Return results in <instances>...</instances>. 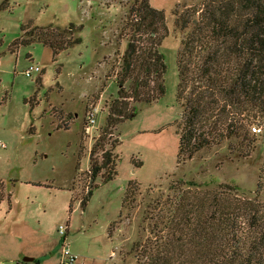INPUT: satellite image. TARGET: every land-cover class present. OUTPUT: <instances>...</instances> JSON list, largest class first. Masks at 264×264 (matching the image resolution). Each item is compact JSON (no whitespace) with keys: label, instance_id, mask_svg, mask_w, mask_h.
<instances>
[{"label":"rangeland","instance_id":"rangeland-1","mask_svg":"<svg viewBox=\"0 0 264 264\" xmlns=\"http://www.w3.org/2000/svg\"><path fill=\"white\" fill-rule=\"evenodd\" d=\"M3 3L8 8L0 12V249H26L32 255L45 254L46 264H59L57 229L63 225L78 256L75 264H138L134 245L156 232V204L166 200L169 186L177 181L201 190L235 186V193L245 199L253 198L260 185L259 200L264 202L260 114H248L251 127L262 128L261 134L249 131V144L235 140L231 152L229 143H223L178 163L176 57L185 32L175 28L174 11L198 19L203 0H149L151 7L164 12L168 28L160 48L165 95L139 105L136 117L114 129L113 138L120 135L121 141L113 151L117 176L105 184L99 178L91 182L89 153L105 126V106L118 96L114 76L126 49L124 24L132 0H0ZM28 22L29 31L46 26L64 31L73 25V38L80 41L57 56L38 43L12 52L15 40L28 38L21 32ZM32 64L41 72L27 78L24 71ZM129 84H124L125 91ZM91 106L98 109L96 128L86 136L85 115ZM132 160L142 164L135 166ZM131 180L140 187L122 205ZM96 184L82 207L83 196ZM57 251V257L51 254Z\"/></svg>","mask_w":264,"mask_h":264},{"label":"trees","instance_id":"trees-1","mask_svg":"<svg viewBox=\"0 0 264 264\" xmlns=\"http://www.w3.org/2000/svg\"><path fill=\"white\" fill-rule=\"evenodd\" d=\"M7 8V3L1 4L0 12ZM174 16L175 28L185 32L176 57V100L181 108L178 163L223 143H229L231 152L235 140L249 144L250 113L264 116V0H203L198 19L177 10ZM31 25L21 26L28 38L15 40L12 52L38 43L57 56L80 41L73 38V25L64 31L25 28ZM124 31L126 49L114 76L118 96L105 106V126L89 153L91 182L99 178L105 184L117 176L118 156L113 151L121 141L120 135L113 138L114 129L136 117L139 105L165 95L166 65L160 49L168 36L164 12L151 7L149 0H132ZM96 187L83 196L82 207ZM139 187L134 180L127 183L122 205ZM260 190L258 185L254 197L245 199L227 184L219 190L192 189L182 181L171 184L170 195L156 204V232L134 245L138 264H264Z\"/></svg>","mask_w":264,"mask_h":264},{"label":"built area","instance_id":"built-area-1","mask_svg":"<svg viewBox=\"0 0 264 264\" xmlns=\"http://www.w3.org/2000/svg\"><path fill=\"white\" fill-rule=\"evenodd\" d=\"M41 69L38 66L30 65L25 71L24 75L27 78H31L34 74H39ZM96 106H91L85 115V124L83 132L86 136H90L92 130L96 128V115L98 113ZM253 134H261L262 128L259 125H253L251 127ZM68 227L60 225L57 229L60 237V260L59 264H75L78 260V256L71 251L70 243L67 239Z\"/></svg>","mask_w":264,"mask_h":264},{"label":"crops","instance_id":"crops-1","mask_svg":"<svg viewBox=\"0 0 264 264\" xmlns=\"http://www.w3.org/2000/svg\"><path fill=\"white\" fill-rule=\"evenodd\" d=\"M56 249V248H55ZM14 252V253H13ZM13 252H8L5 249H0V264H46V255L45 254H38V255H32L31 253H28L26 249H17ZM51 252H54V249H52ZM57 251L55 254L51 253L53 256H58ZM24 254H30L32 261L24 262V259H21Z\"/></svg>","mask_w":264,"mask_h":264},{"label":"water","instance_id":"water-1","mask_svg":"<svg viewBox=\"0 0 264 264\" xmlns=\"http://www.w3.org/2000/svg\"><path fill=\"white\" fill-rule=\"evenodd\" d=\"M29 261H32V259L31 258H25L24 259V262H29Z\"/></svg>","mask_w":264,"mask_h":264}]
</instances>
